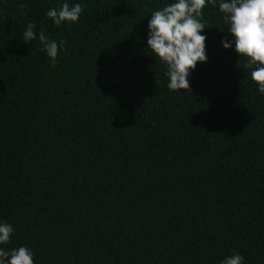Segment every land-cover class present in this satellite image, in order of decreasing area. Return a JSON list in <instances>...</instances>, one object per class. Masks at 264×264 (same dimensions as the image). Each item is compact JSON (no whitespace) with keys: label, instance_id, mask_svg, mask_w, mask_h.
Returning a JSON list of instances; mask_svg holds the SVG:
<instances>
[{"label":"trees","instance_id":"16d2710c","mask_svg":"<svg viewBox=\"0 0 264 264\" xmlns=\"http://www.w3.org/2000/svg\"><path fill=\"white\" fill-rule=\"evenodd\" d=\"M0 0V222L34 264H264V95L202 10L207 61L167 88L146 48L171 0ZM20 4L27 7L21 8ZM37 34L67 41L56 66Z\"/></svg>","mask_w":264,"mask_h":264},{"label":"clouds","instance_id":"9594fccd","mask_svg":"<svg viewBox=\"0 0 264 264\" xmlns=\"http://www.w3.org/2000/svg\"><path fill=\"white\" fill-rule=\"evenodd\" d=\"M206 5L218 7L230 39H222L221 47L232 50L246 60L251 70L250 78L257 91L264 95V0H171L152 11L147 24L146 48L164 65L167 88L173 92L188 90V77L197 63L208 59L205 47L206 28L202 10ZM23 9L26 4H20ZM85 4H70L63 0L55 9L46 13V19L54 26L79 21ZM2 11V10H0ZM23 41H37L41 53L49 60L50 67L65 49L67 41L50 40L44 31L36 32V24L29 22L23 32ZM15 229L0 222V264H34L33 251L27 246L5 250ZM220 264H245L238 252L225 256Z\"/></svg>","mask_w":264,"mask_h":264}]
</instances>
